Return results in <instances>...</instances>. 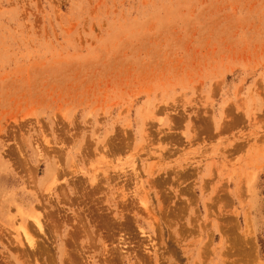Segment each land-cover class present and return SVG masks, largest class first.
Here are the masks:
<instances>
[{"label":"rangeland","instance_id":"obj_1","mask_svg":"<svg viewBox=\"0 0 264 264\" xmlns=\"http://www.w3.org/2000/svg\"><path fill=\"white\" fill-rule=\"evenodd\" d=\"M0 264H264V0H0Z\"/></svg>","mask_w":264,"mask_h":264},{"label":"bare ground","instance_id":"obj_2","mask_svg":"<svg viewBox=\"0 0 264 264\" xmlns=\"http://www.w3.org/2000/svg\"><path fill=\"white\" fill-rule=\"evenodd\" d=\"M96 174H97V173H96ZM94 176H95V175H94ZM49 190H50V189H49ZM118 192H119V191H118ZM144 203L146 204V202H144ZM147 209H148V208H147ZM19 211H20L21 213H23V214L27 212V210H26L25 208H23V207H19ZM28 213H29V212H28ZM27 215H28V214H27ZM30 216L33 217V218L35 219L34 221L36 222L35 224H36L37 228L39 229L40 232H42L41 230H43V224H42V222H41L39 216H34V215H30ZM22 218H23V217H22ZM18 219H19V218H18ZM156 219H157V218H156ZM16 221H17V220H16ZM20 227H22V226H20ZM23 227H24V226H23ZM23 227H22V230H24ZM22 230H20V231H22ZM26 231H27V230H25L24 233H26ZM45 231H46V230H45ZM43 233H44V232H43ZM18 234H19V233H18ZM21 235H22V234H21ZM22 236H23V235H22ZM25 237H26V236H25ZM19 238H21V236H19ZM28 238H29V237H28ZM28 238H27V239H28ZM28 240H29V239H28ZM30 240L32 241V240H34V238H33V239H30ZM32 242L34 243V241H32ZM25 243H26V242H25ZM33 243H32V244H33ZM32 244L30 243V245H32ZM33 246H34V245H33ZM67 248H68V247H67ZM65 252H66V251H65ZM121 252H122V251H121Z\"/></svg>","mask_w":264,"mask_h":264}]
</instances>
